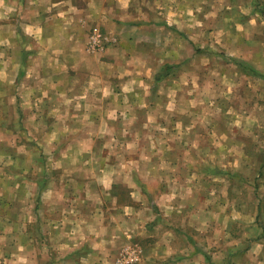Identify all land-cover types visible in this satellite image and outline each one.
Wrapping results in <instances>:
<instances>
[{
	"label": "crops",
	"instance_id": "1",
	"mask_svg": "<svg viewBox=\"0 0 264 264\" xmlns=\"http://www.w3.org/2000/svg\"><path fill=\"white\" fill-rule=\"evenodd\" d=\"M258 5L235 21L221 14L216 41L255 38ZM212 12L206 0H0V13L7 14H0V108H13L16 93H23L30 107L37 100L46 109L62 102L79 109L71 119L43 122L40 132L58 140L50 153L43 142L35 148L39 170L28 159L31 119L0 114V138L5 131L13 138L10 151L0 141V160L10 159L0 161V201L10 208L0 207V216L24 223L17 246L24 264H118L129 241L137 243L136 264H228L225 247L208 250L217 236L206 234L222 222V210L215 215L206 197L188 193L207 184L205 165L189 161L191 141L204 137L202 119H126L129 108L145 106L136 103L140 95L155 106L160 81L172 94L179 66L186 76L199 74L203 89L201 67L190 61ZM234 54L228 58L238 72L262 75L250 57ZM201 149L193 152L200 157ZM60 157L64 163H55ZM121 173L130 180H119ZM17 204L20 211L13 210ZM259 245L249 264H264V241L255 250ZM226 251L228 259L243 253L239 244Z\"/></svg>",
	"mask_w": 264,
	"mask_h": 264
},
{
	"label": "rangeland",
	"instance_id": "2",
	"mask_svg": "<svg viewBox=\"0 0 264 264\" xmlns=\"http://www.w3.org/2000/svg\"><path fill=\"white\" fill-rule=\"evenodd\" d=\"M256 1L258 7H260L258 4H261L260 9L263 13L261 16H252V21L255 23V38L252 36L250 41H246L245 38L238 39L234 35L227 42L216 41L220 30L216 24L223 18L221 14L225 15L227 12V21L238 20L241 10L246 14L252 13ZM206 3L212 7L213 12L210 15L214 19L209 23L207 32L202 33V35L206 34L205 41L200 44L202 47L197 50L196 55L192 50L190 61L194 69L201 67L203 89L197 88L199 74L186 76L185 72L183 73L184 66L180 67L177 64L178 75L175 74L170 79L176 89L172 94H167L169 92L165 89L167 82L162 80L158 87L161 93L157 99L155 98L154 107H151L144 99V94V96L140 95L136 103L145 104V106L137 109L129 108L128 111H131L132 115L126 118L127 111L122 114L121 119H151V117L154 119H202L200 126L204 137L201 141H191L193 155L189 156V161L196 165L201 162L202 167L205 165L207 173L202 171V175H205L207 184L205 186L199 184L197 188L194 186L188 193L194 194L193 199H196L199 194L206 197L210 212L219 215L222 210L224 215L222 222H218L215 228L212 225L206 230L207 235L217 236V241L213 240L208 245V250L225 247V250L221 251V256L224 260L227 259L228 264H249L258 249L263 247L259 245L255 250V245L264 241V20L256 21V17L264 18V0H206ZM0 14L7 16L6 13ZM226 31L228 35L231 33L227 29ZM231 54L250 57L262 75L245 76L238 72L228 58ZM190 65L187 64L186 67ZM185 87H187L186 93ZM22 96L23 93H16L14 99L16 106L13 108L4 106L0 108V114L3 119H31L32 134L29 140L34 149L33 156L28 159L33 167L38 164L35 166L39 170L40 163L36 162L38 154H35L37 152L35 148L43 142L45 143L43 150L50 153L52 144L58 140L57 134L50 136L49 133L40 132L41 128L45 127L43 122H47L46 119H71L70 115L75 114L79 109L71 107L68 102L46 109L41 107L37 100L32 101L30 107L27 106L30 102ZM88 112L85 111L83 119H86ZM0 127L3 128V125ZM5 134H7L6 131L1 134L0 141L3 142V147L9 148L10 151L9 145L13 144V138ZM15 142L22 144V141ZM199 144H203V147H199ZM22 148L23 146H19L16 149ZM194 149L202 150L200 157L193 152ZM49 158L52 159V156L49 155ZM61 159L64 157L58 158L55 163H64ZM0 161H7L9 164L10 159L2 156ZM70 161L74 163L75 159ZM23 163L21 158V162H17V165ZM34 174L32 172V175ZM192 177L194 181H197L198 176L195 171L192 172ZM119 180L129 181L130 176L128 173H121ZM0 207H3L5 211L10 209L5 201H0ZM36 208L39 209L38 206ZM14 209L20 211L18 204ZM4 217L0 216V264H24L23 256L17 251V246L21 247L20 243H23L25 239L23 234H18L24 228V223L19 220L14 225L11 220ZM208 224H211L210 221ZM13 229H16L15 234L11 232ZM212 232H214L213 235ZM248 235H253V243H250L252 246L249 244ZM246 242L248 244H245ZM204 244L206 246V240ZM237 244L239 249H243V253L235 252L228 259L227 248ZM136 245V242L129 241L124 246L125 251L133 249L138 255ZM248 248L252 252L250 258L247 256ZM125 251L118 264H124L127 257ZM260 251L261 249L259 254L263 256L264 250ZM258 264H263V259Z\"/></svg>",
	"mask_w": 264,
	"mask_h": 264
},
{
	"label": "built area",
	"instance_id": "3",
	"mask_svg": "<svg viewBox=\"0 0 264 264\" xmlns=\"http://www.w3.org/2000/svg\"><path fill=\"white\" fill-rule=\"evenodd\" d=\"M95 44H97L96 40L91 42L92 47H94ZM125 254L127 255V257L124 261V264H135L136 263L138 257L133 249L125 251Z\"/></svg>",
	"mask_w": 264,
	"mask_h": 264
},
{
	"label": "trees",
	"instance_id": "4",
	"mask_svg": "<svg viewBox=\"0 0 264 264\" xmlns=\"http://www.w3.org/2000/svg\"><path fill=\"white\" fill-rule=\"evenodd\" d=\"M166 66H167V65H166ZM166 66H165V67H166ZM166 68H167V67H166Z\"/></svg>",
	"mask_w": 264,
	"mask_h": 264
}]
</instances>
